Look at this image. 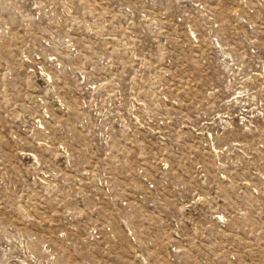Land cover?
<instances>
[{"label": "rangeland", "instance_id": "obj_1", "mask_svg": "<svg viewBox=\"0 0 264 264\" xmlns=\"http://www.w3.org/2000/svg\"><path fill=\"white\" fill-rule=\"evenodd\" d=\"M0 264H264V0H0Z\"/></svg>", "mask_w": 264, "mask_h": 264}, {"label": "built area", "instance_id": "obj_2", "mask_svg": "<svg viewBox=\"0 0 264 264\" xmlns=\"http://www.w3.org/2000/svg\"><path fill=\"white\" fill-rule=\"evenodd\" d=\"M147 187L149 189H157L156 181H154L152 178H148V184Z\"/></svg>", "mask_w": 264, "mask_h": 264}]
</instances>
